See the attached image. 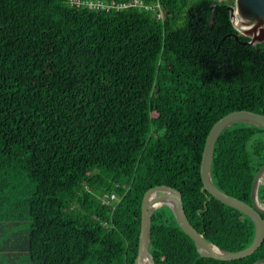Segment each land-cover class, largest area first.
Returning <instances> with one entry per match:
<instances>
[{
  "label": "trees",
  "instance_id": "1",
  "mask_svg": "<svg viewBox=\"0 0 264 264\" xmlns=\"http://www.w3.org/2000/svg\"><path fill=\"white\" fill-rule=\"evenodd\" d=\"M145 1L164 19L0 0V262L135 264L143 198L158 185L181 192L210 243H253L254 221L202 189L199 162L223 116L264 114V43L236 31L235 0ZM263 165L264 127L238 123L216 142L212 180L249 202ZM106 194L118 201L104 205ZM150 247L156 264L264 259V244L242 260L201 257L169 205L152 217Z\"/></svg>",
  "mask_w": 264,
  "mask_h": 264
},
{
  "label": "water",
  "instance_id": "2",
  "mask_svg": "<svg viewBox=\"0 0 264 264\" xmlns=\"http://www.w3.org/2000/svg\"><path fill=\"white\" fill-rule=\"evenodd\" d=\"M229 10L234 28L240 35L249 39V45L264 43V0H235L234 6H230ZM236 38L238 39L239 36ZM238 123L264 127V114L251 110H238L219 119L206 139L199 162V173L203 190L221 203L243 212L254 221L256 235L253 243L239 252L225 251L210 243L191 224L181 192L168 185H158L149 189L143 198L139 248L135 264H156L150 247L152 217L163 205H169L173 209L180 228L195 243L198 254L203 258L218 261L242 260L253 255L264 244V203L259 197L260 187L264 185V165L254 177L249 202L220 190L211 176V166L218 138L226 129ZM253 264H264V259Z\"/></svg>",
  "mask_w": 264,
  "mask_h": 264
},
{
  "label": "built area",
  "instance_id": "3",
  "mask_svg": "<svg viewBox=\"0 0 264 264\" xmlns=\"http://www.w3.org/2000/svg\"><path fill=\"white\" fill-rule=\"evenodd\" d=\"M226 1V0H218ZM68 6L76 9H87L95 12H120L129 9H140L152 12L158 20H163L165 10L159 1L148 3L145 0H129L125 2L106 0H68ZM101 201L106 206H112L118 197L115 194L103 195Z\"/></svg>",
  "mask_w": 264,
  "mask_h": 264
},
{
  "label": "crops",
  "instance_id": "4",
  "mask_svg": "<svg viewBox=\"0 0 264 264\" xmlns=\"http://www.w3.org/2000/svg\"><path fill=\"white\" fill-rule=\"evenodd\" d=\"M5 259L3 260V262H0V264H5ZM9 261H11V264H19V263H15V259L13 258V259H10L9 258ZM6 264H8V263H6Z\"/></svg>",
  "mask_w": 264,
  "mask_h": 264
},
{
  "label": "rangeland",
  "instance_id": "5",
  "mask_svg": "<svg viewBox=\"0 0 264 264\" xmlns=\"http://www.w3.org/2000/svg\"><path fill=\"white\" fill-rule=\"evenodd\" d=\"M228 1L232 2L233 0H228Z\"/></svg>",
  "mask_w": 264,
  "mask_h": 264
}]
</instances>
